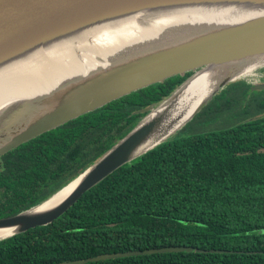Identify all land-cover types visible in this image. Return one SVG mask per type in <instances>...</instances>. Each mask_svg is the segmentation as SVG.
I'll use <instances>...</instances> for the list:
<instances>
[{
  "label": "trees",
  "instance_id": "1",
  "mask_svg": "<svg viewBox=\"0 0 264 264\" xmlns=\"http://www.w3.org/2000/svg\"><path fill=\"white\" fill-rule=\"evenodd\" d=\"M191 73L131 92L1 154L0 218L39 204L89 168L143 108ZM235 93L215 103L214 112L232 105ZM125 252L139 254L89 261ZM75 260L264 264V115L169 138L117 168L52 222L0 239V264Z\"/></svg>",
  "mask_w": 264,
  "mask_h": 264
},
{
  "label": "water",
  "instance_id": "2",
  "mask_svg": "<svg viewBox=\"0 0 264 264\" xmlns=\"http://www.w3.org/2000/svg\"><path fill=\"white\" fill-rule=\"evenodd\" d=\"M172 1L180 0H0V60L36 42L58 40L61 35L72 31L70 29L76 30L104 17L125 12H146L155 5ZM247 1L255 3L254 0ZM256 3L262 2L258 0ZM175 33L173 36L152 39L139 46L122 48L110 57L106 68L91 71L86 78L63 79L50 94L0 107V117L5 115V120L16 121L9 128L6 124L0 127V132L7 129V134L0 135L1 155L131 92L192 71L160 103L143 108L141 111L145 114L140 120L89 168L39 204L0 218V228H15L12 233L0 239L52 222L85 191L117 168L172 138L228 83L251 70L264 67V60H255V57L264 55V14L224 26L192 24ZM248 61L250 62L247 63ZM218 64L229 66L233 71L227 78L222 79L209 95L193 106L185 120L174 124L186 113L190 104L173 120H164L162 108L191 83L198 72ZM65 83L68 84L67 89L62 88ZM259 88H264V84H260ZM201 90L197 98L201 96ZM152 140L154 141L151 143ZM149 142L151 144L146 147L145 144ZM74 182H77L75 187L57 205L43 211L36 210ZM177 249L182 248L167 250ZM130 254L139 252L111 253L93 257L89 261ZM87 261L75 260L67 264H81Z\"/></svg>",
  "mask_w": 264,
  "mask_h": 264
},
{
  "label": "bare ground",
  "instance_id": "3",
  "mask_svg": "<svg viewBox=\"0 0 264 264\" xmlns=\"http://www.w3.org/2000/svg\"><path fill=\"white\" fill-rule=\"evenodd\" d=\"M257 1H172L140 12V16L132 12L117 13L76 30L70 29L72 31L68 30L58 40L36 42L0 60V107L50 94L63 79L86 78L89 72L106 68L110 57L127 46H139L155 38L173 36L192 24L224 26L263 15L264 0H260L262 3ZM255 58L263 61L264 55ZM232 71L229 66L218 64L198 72L193 81L162 108V118L173 120L190 104L186 113L174 124L185 120L193 106L209 95ZM67 85L65 83L62 88L67 89ZM200 90L201 96L197 98ZM76 184L64 187L36 210L43 211L57 205ZM14 229L0 228V237L12 233Z\"/></svg>",
  "mask_w": 264,
  "mask_h": 264
},
{
  "label": "rangeland",
  "instance_id": "4",
  "mask_svg": "<svg viewBox=\"0 0 264 264\" xmlns=\"http://www.w3.org/2000/svg\"><path fill=\"white\" fill-rule=\"evenodd\" d=\"M137 16H139V13ZM258 76L259 70L255 69L228 83L227 86L239 81L241 86L239 89L237 88L233 90L227 86V88L225 87L226 89L223 88L220 91L221 93H218L220 95L217 99L218 102L215 101L214 97L209 100L207 104L190 120V122L176 132L173 137L183 136L195 131L205 132L209 130H216L221 127H229L239 121L264 115V101H260L264 98V88H259V85L263 84V82L260 83L258 81ZM241 87H243V89H241ZM234 92H236L235 95L239 94L240 96L233 101L232 105L229 107L226 106L222 109L220 108L219 112L215 113V103H219L222 100L227 99ZM170 93L164 97H167ZM163 98L154 104L160 103ZM16 115L17 113L15 114V117ZM141 116L142 115L139 116L137 114L133 118V122L136 124L140 120ZM5 119H7L5 115L0 117V127L6 124L7 128H9L16 122L14 119L12 122ZM3 134H7V129L0 132V135Z\"/></svg>",
  "mask_w": 264,
  "mask_h": 264
},
{
  "label": "flooded vegetation",
  "instance_id": "5",
  "mask_svg": "<svg viewBox=\"0 0 264 264\" xmlns=\"http://www.w3.org/2000/svg\"><path fill=\"white\" fill-rule=\"evenodd\" d=\"M260 72H259V76H258V81L261 83L263 82L264 84V70H262V68L258 69Z\"/></svg>",
  "mask_w": 264,
  "mask_h": 264
}]
</instances>
